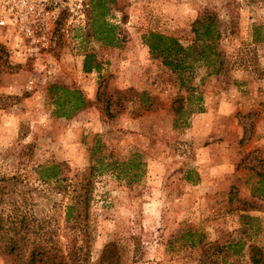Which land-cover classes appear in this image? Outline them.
<instances>
[{
    "label": "rangeland",
    "instance_id": "1",
    "mask_svg": "<svg viewBox=\"0 0 264 264\" xmlns=\"http://www.w3.org/2000/svg\"><path fill=\"white\" fill-rule=\"evenodd\" d=\"M199 17L209 58L173 69L143 42L188 47ZM3 177L29 249L46 232L83 264H264V0H0Z\"/></svg>",
    "mask_w": 264,
    "mask_h": 264
},
{
    "label": "trees",
    "instance_id": "2",
    "mask_svg": "<svg viewBox=\"0 0 264 264\" xmlns=\"http://www.w3.org/2000/svg\"><path fill=\"white\" fill-rule=\"evenodd\" d=\"M211 23V20H208V24H206L205 17H199L194 21L192 32L197 35V38L188 47H183L173 38L163 37L154 33L144 36L143 42L146 44L151 53H154L159 49V54L162 55L163 64L168 65L173 69H183V66L180 64L185 60V58L192 55L193 61L197 60L199 54H201V49L203 51V49L208 48L209 58L212 48L214 47L215 39L212 32L213 30L211 29ZM200 30L202 31L201 33H199ZM200 34L205 37L204 40L208 38V44L205 43L203 39L201 40L199 38ZM199 46L201 49L198 52L197 49ZM188 49L194 50V52L192 51L193 54L190 55L189 52H187ZM169 56H172V58H169ZM84 68L86 71L90 70V66L86 65ZM214 73H217V71L215 70ZM64 91L68 95L72 96L70 104L71 109L77 110L84 105L85 101L80 96L79 92L66 89ZM56 167V165H53V168ZM58 175L59 173H55L52 177L55 178ZM13 180H15L14 177H3L0 179V203L2 202V195L4 192L11 194L15 191V184L12 183ZM76 201L80 202L81 200L76 198ZM19 206L20 205L15 202V200H11L8 206V212H0V254L13 256L14 258H19L24 254H27L25 259L22 261V264H83L82 256L75 248L68 250L65 254L60 246H57L56 244H42V241L50 240V238H44L43 240L42 237L47 235L46 232L40 235L39 243H36V245L31 249L27 248L24 243L26 240L25 235L30 232V229L33 226H30V220L25 218L27 215L24 212L19 211ZM72 209L73 206L67 207L68 215L66 213V220L69 219L71 215V212L69 211ZM39 226L43 227L40 223ZM105 253L102 255V262L112 264V261L107 258Z\"/></svg>",
    "mask_w": 264,
    "mask_h": 264
}]
</instances>
